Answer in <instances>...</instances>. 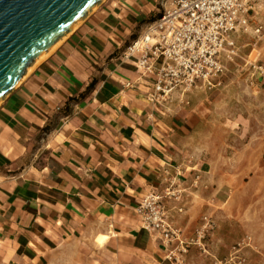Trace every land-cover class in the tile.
Wrapping results in <instances>:
<instances>
[{"label":"crops","instance_id":"crops-1","mask_svg":"<svg viewBox=\"0 0 264 264\" xmlns=\"http://www.w3.org/2000/svg\"><path fill=\"white\" fill-rule=\"evenodd\" d=\"M162 3L102 0L0 101V264H169L137 206L166 179L203 189L202 120L120 56Z\"/></svg>","mask_w":264,"mask_h":264},{"label":"rangeland","instance_id":"rangeland-1","mask_svg":"<svg viewBox=\"0 0 264 264\" xmlns=\"http://www.w3.org/2000/svg\"><path fill=\"white\" fill-rule=\"evenodd\" d=\"M255 4L260 33L235 37L238 55L224 62L219 85L198 84L158 101L194 110L202 120L186 159L206 183L195 196L184 190L185 213L176 219L182 236L193 238L183 264H264V93L251 85L246 64L253 55L264 62V0ZM203 216L212 228L196 241Z\"/></svg>","mask_w":264,"mask_h":264},{"label":"built area","instance_id":"built-area-1","mask_svg":"<svg viewBox=\"0 0 264 264\" xmlns=\"http://www.w3.org/2000/svg\"><path fill=\"white\" fill-rule=\"evenodd\" d=\"M255 1L169 0L165 5L164 0L159 16L144 25L120 56L124 60L134 57L136 68L153 76L151 97L157 101L198 84L219 85L224 62H232L238 55L235 37L244 32L260 33ZM246 64L251 68V85L264 93V62L253 55ZM199 180V174H195L196 186ZM166 181L162 190L150 191L141 198L137 213L141 227L162 239L169 264H183L181 253L193 242L175 225L177 216L184 212V189L176 179ZM211 228V219L203 216L195 230L196 241Z\"/></svg>","mask_w":264,"mask_h":264},{"label":"water","instance_id":"water-1","mask_svg":"<svg viewBox=\"0 0 264 264\" xmlns=\"http://www.w3.org/2000/svg\"><path fill=\"white\" fill-rule=\"evenodd\" d=\"M102 0H0V101Z\"/></svg>","mask_w":264,"mask_h":264},{"label":"bare ground","instance_id":"bare-ground-1","mask_svg":"<svg viewBox=\"0 0 264 264\" xmlns=\"http://www.w3.org/2000/svg\"><path fill=\"white\" fill-rule=\"evenodd\" d=\"M104 1V0H103ZM95 9V8H94ZM93 9V10H94ZM79 24V23H78ZM77 23L75 24L76 26L78 25ZM74 25V27L72 28V30L76 27ZM71 32V31H70ZM70 32H68L65 36H63L62 38H60L55 44H53L43 55H41L34 63H33V65H35V64H37L38 62H40L41 60H43L44 58H46V56H48L49 54H50V52H52L61 42H62V40L64 39V38H66L67 37V35L70 33ZM21 80V79H20ZM20 80H19V82H20ZM18 82V83H19ZM18 83H16L13 87H15V86H17V84Z\"/></svg>","mask_w":264,"mask_h":264}]
</instances>
